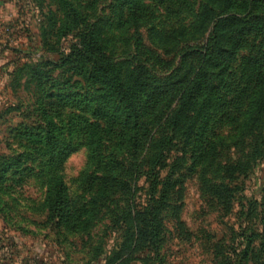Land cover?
<instances>
[{
    "label": "rangeland",
    "instance_id": "rangeland-1",
    "mask_svg": "<svg viewBox=\"0 0 264 264\" xmlns=\"http://www.w3.org/2000/svg\"><path fill=\"white\" fill-rule=\"evenodd\" d=\"M72 1L83 3L81 10L100 31L105 52L122 66L123 77L134 84L140 72L150 75L144 103L155 88L194 76L201 58L196 50L210 32L194 28V34L180 37L175 29L174 36L172 27L184 24L157 28L162 10L141 27L125 25V0H0V264H264L262 98L256 99L259 105L252 98L239 105L236 90L221 89L237 107L235 118L222 123L217 110L204 106L192 139H180L163 173L178 165L183 183H172L171 197L157 203L156 217L139 215L151 200L146 175L137 180L132 171L89 166L85 146L61 167L59 201L49 180L52 171L48 176L37 162L27 161L26 128L40 132L45 96L60 93V82L72 75L70 64L55 66L76 40ZM190 2L196 12L201 0ZM144 3L155 11L151 0ZM182 18L189 24L194 15L186 10ZM155 27L165 41L158 42ZM260 42L254 34L246 39L225 82L244 84L237 68ZM62 87L71 91L72 81ZM70 113L65 111V122ZM51 114L59 126L60 118Z\"/></svg>",
    "mask_w": 264,
    "mask_h": 264
},
{
    "label": "trees",
    "instance_id": "trees-1",
    "mask_svg": "<svg viewBox=\"0 0 264 264\" xmlns=\"http://www.w3.org/2000/svg\"><path fill=\"white\" fill-rule=\"evenodd\" d=\"M125 1L122 12L125 25L131 23L135 28L141 27L154 18L156 11L162 10L164 16H156L157 28L173 22L179 26L184 24L172 27L170 34L174 36L175 29L180 31V37L194 34V28L210 30L205 43L196 50L201 58L194 76L155 88L148 94L145 104L143 98L148 89L145 83L150 75L140 72L143 76L135 78L134 84L129 81L130 76L123 77L122 66L105 52L100 44V31L94 29L88 13L81 10L83 3L72 1L76 40L71 52L55 63L61 68L70 64L72 75L60 82V93L45 96V123L39 127L40 132L33 134L35 128H26V148L30 151L27 161L37 162L48 176V170L52 171L49 180L54 183L58 201L64 197L61 167L70 154L82 146L88 149L89 166L105 171H132L138 175L137 180L140 173L146 175L145 181L150 183L152 192L150 205L139 211L143 219L146 214L158 216L157 203L163 204L171 197L172 183L175 184L176 179V183H183L177 174L178 165L170 168L166 176L163 173L180 139L184 142L192 139L206 104L214 112L217 110L221 123L235 118L232 112L237 111L236 102L241 105L252 98L255 103L254 100L262 98L264 109V0H201L196 12L191 11L190 0H151L155 11L144 0ZM186 10L194 15L189 24L182 18ZM156 27L158 42L165 41L164 32ZM253 34L261 38L260 48L256 54L243 58L237 68L238 71L241 67L240 82L244 84L225 82L226 74L234 70L238 50ZM189 49L195 48L189 46ZM70 81L72 90L66 91L62 86ZM221 89L236 90L237 101L227 99L223 92L219 94ZM174 102V106H170ZM67 109H71V113L65 122L62 117ZM51 113L60 118L59 126L51 121ZM152 148L155 152L149 156ZM182 158L184 156L181 163ZM160 185L162 192L157 197Z\"/></svg>",
    "mask_w": 264,
    "mask_h": 264
}]
</instances>
